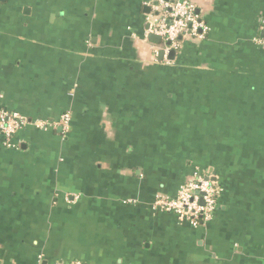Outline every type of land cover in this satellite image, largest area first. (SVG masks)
<instances>
[{"label": "crops", "instance_id": "1", "mask_svg": "<svg viewBox=\"0 0 264 264\" xmlns=\"http://www.w3.org/2000/svg\"><path fill=\"white\" fill-rule=\"evenodd\" d=\"M185 1L206 32L173 49L158 0H0V108L71 116L0 136V264H264V0ZM197 170L210 222L151 210Z\"/></svg>", "mask_w": 264, "mask_h": 264}, {"label": "built area", "instance_id": "2", "mask_svg": "<svg viewBox=\"0 0 264 264\" xmlns=\"http://www.w3.org/2000/svg\"><path fill=\"white\" fill-rule=\"evenodd\" d=\"M158 4L159 8H155L158 12L146 18V34L160 37L163 42H169L173 49L178 47V40L182 37L185 39L204 37L206 27L196 14L193 4L185 0H158ZM261 27L264 32V19ZM253 43L264 49V37L255 38ZM70 120V114L65 113L54 122L49 120L31 122L14 111L0 108V136L6 148L16 149L19 143L15 142V136L26 126L30 125L42 131L60 127L63 133H67ZM220 193L219 185L211 180L206 172L197 170L179 187L174 197L157 196L151 204V210L174 215L180 221L197 227L213 219Z\"/></svg>", "mask_w": 264, "mask_h": 264}, {"label": "water", "instance_id": "3", "mask_svg": "<svg viewBox=\"0 0 264 264\" xmlns=\"http://www.w3.org/2000/svg\"><path fill=\"white\" fill-rule=\"evenodd\" d=\"M263 37H264V33H263ZM148 39H149L150 41L154 42V43H160V42L162 41L160 37H158V36H154V35H149V36H148ZM167 44L169 45V42H167ZM162 55H163V52L160 53V56H161V57H162ZM174 56H175V52H174V51H170V52L168 53V55H167V57H168L169 59H173ZM212 180H213V179H212Z\"/></svg>", "mask_w": 264, "mask_h": 264}, {"label": "rangeland", "instance_id": "4", "mask_svg": "<svg viewBox=\"0 0 264 264\" xmlns=\"http://www.w3.org/2000/svg\"><path fill=\"white\" fill-rule=\"evenodd\" d=\"M262 119H264V117H262ZM264 128V127H263ZM257 132H254L253 134H251V136H255ZM263 138H264V135H263Z\"/></svg>", "mask_w": 264, "mask_h": 264}, {"label": "trees", "instance_id": "5", "mask_svg": "<svg viewBox=\"0 0 264 264\" xmlns=\"http://www.w3.org/2000/svg\"><path fill=\"white\" fill-rule=\"evenodd\" d=\"M182 40H185V38H184V37H182L181 39H179V40H178V42H180V43H181V41H182Z\"/></svg>", "mask_w": 264, "mask_h": 264}]
</instances>
